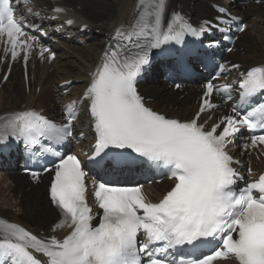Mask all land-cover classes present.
I'll list each match as a JSON object with an SVG mask.
<instances>
[{
  "label": "snow or ice",
  "instance_id": "1",
  "mask_svg": "<svg viewBox=\"0 0 264 264\" xmlns=\"http://www.w3.org/2000/svg\"><path fill=\"white\" fill-rule=\"evenodd\" d=\"M15 7L11 0H0V38L6 37L5 53L10 51L15 60L22 51L26 64L37 40L26 29H41L17 19ZM165 8L166 0H138V15L127 35L117 29V36L132 47L106 50L83 92L95 133L87 163L99 177L92 184L102 215L94 216L87 203L88 173L81 160L55 147L73 134L75 101L65 106L66 123H54L33 110L0 117V146L14 139L32 156L54 158L51 167L43 168L54 172L49 197L61 216L52 231L71 229L63 239L39 238L0 218V264H213L229 256L238 264H264V174L237 188L241 178L226 151L231 139L242 132L249 136L251 147L264 145V100L259 99L264 96V66L240 74L238 102L210 128L198 123L200 116L205 109L217 107L210 100L214 94L223 95L225 102L232 100L231 84L208 81L199 112L188 120L168 118L146 107L136 81L153 50L208 30L205 24L193 27L175 11L166 21ZM45 51L40 48L41 57ZM219 68L224 70L225 65ZM137 161L166 171L174 181L159 202H150L138 183L121 185L106 178ZM25 171L34 178L40 175L27 166ZM97 218L99 223L94 225Z\"/></svg>",
  "mask_w": 264,
  "mask_h": 264
},
{
  "label": "bare ground",
  "instance_id": "2",
  "mask_svg": "<svg viewBox=\"0 0 264 264\" xmlns=\"http://www.w3.org/2000/svg\"><path fill=\"white\" fill-rule=\"evenodd\" d=\"M220 1L225 0H166V9L168 14L172 7L180 4L192 11L194 15L199 16L212 12L210 2ZM225 2L233 13L246 18V23L251 30V32L244 31L237 43L236 54L232 53L230 57H237L246 67L253 66L264 58V26H261V22L264 21V4H250L242 8L238 3H230L228 0ZM37 3L40 5L49 4L48 0H37ZM62 3L69 7L67 18L74 17L76 19L75 26L71 28L74 31L71 38L64 40L62 45L54 46L57 49V55L52 64L47 61L33 63L37 68H42L38 70V79L36 78V69L31 70L33 77H30V93L27 94L25 91L26 85L22 72L24 92L16 84L15 78L18 70L16 66L14 67L9 80L0 88V114L22 109L23 105L46 109L49 114L54 113L56 106L50 102V84L59 87L62 82L72 80L73 85L70 93L59 98L69 100L81 95L88 84L90 72L94 69L99 55L104 49L106 38L114 32L115 28L128 25L133 20L137 12L138 0H63ZM112 6L110 13L100 11V9L106 11ZM93 9L95 11H92ZM98 12L101 14H97ZM85 24L89 25L88 30L80 32V27ZM261 31L263 34L260 33ZM254 32H258L256 34L258 39L254 37ZM76 39L77 43H81L85 39V47L73 43L76 42ZM240 47L245 48L243 55L240 54ZM76 55H80L81 62L77 61ZM51 67H54L53 75L48 73ZM36 83L42 87L40 94L32 91L36 87ZM142 90L151 97L150 105L157 110L173 117L187 119L191 118L197 109L195 101L201 92L198 87L194 86L185 88L183 92L174 91L162 78L143 85ZM182 95H184L183 98ZM45 96L48 99L44 100ZM84 118L85 116L81 117L79 121L82 122ZM49 178L50 176L47 175L43 183L35 185L26 177L18 175L11 165L7 170L0 169V216L34 230H45L44 227L50 223L47 224L44 217L50 216L49 219H52L53 222L58 218L56 210L51 206L47 197L46 184ZM167 186L168 182H163L161 186L151 188L152 191H159L166 190Z\"/></svg>",
  "mask_w": 264,
  "mask_h": 264
},
{
  "label": "rangeland",
  "instance_id": "3",
  "mask_svg": "<svg viewBox=\"0 0 264 264\" xmlns=\"http://www.w3.org/2000/svg\"><path fill=\"white\" fill-rule=\"evenodd\" d=\"M115 6H117V4H114ZM112 8H113V6L110 8V9H107L106 11H104L103 9H100V11L102 12H104V13H110V11H112ZM92 11H95V9H93ZM102 12V13H103ZM97 14H101L100 12H98ZM96 15V14H95ZM246 22V21H245ZM261 26H264V21L263 22H261ZM248 32H251V30H249L248 29ZM258 33V32H257ZM256 32H254V37L256 38V39H258V37H256V34H257ZM260 33H262V31L260 32ZM263 34V33H262ZM73 43H77V41L76 42H73ZM77 44H80V43H77ZM99 45H100V43H99ZM80 46L82 47H85V44H80ZM239 51H241V55H243L244 53H245V48H240V50ZM238 51V52H239ZM234 54H236V52L234 53ZM80 56V55H79ZM78 55H76V59H77V61L80 59V57H79ZM90 58H91V56H90ZM74 59H75V57H74ZM238 59V58H237ZM263 59V58H262ZM91 60H92V58H91ZM79 62H81L80 60H79ZM239 62V61H238ZM259 63V62H258ZM42 67H39V68H37L36 69V78L38 79V76H39V74H38V70H40ZM53 68V70H54V67H51L50 68V70H49V74H52L53 75V73H54V71H52V73H51V69ZM16 78H15V81H16V84L21 88V90H22V92H24V84H23V78H22V75H21V73H20V71H18V72H16ZM31 77H33V74L31 73ZM36 87L32 90V91H34L36 94H40V92H39V90L41 91V87L40 86H38V84H36L35 85ZM53 87V86H52ZM50 88V93H51V95H52V89L53 88ZM25 91L27 92V94L28 93H30V90H29V88H28V90L27 89H25ZM48 97L47 96H45V98H44V100L45 99H47ZM50 218V216H47V217H44V219L46 220V223L48 224V223H51V222H53L52 221V219H49ZM31 220H34V219H31ZM43 221V220H42ZM48 226V225H47Z\"/></svg>",
  "mask_w": 264,
  "mask_h": 264
}]
</instances>
